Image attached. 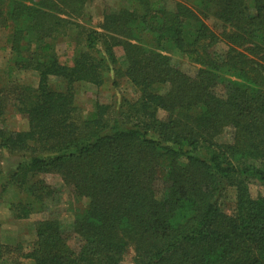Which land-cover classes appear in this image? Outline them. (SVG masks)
Returning <instances> with one entry per match:
<instances>
[{"label": "trees", "instance_id": "1", "mask_svg": "<svg viewBox=\"0 0 264 264\" xmlns=\"http://www.w3.org/2000/svg\"><path fill=\"white\" fill-rule=\"evenodd\" d=\"M28 1L0 0L13 67L38 73L35 86L0 88V122L8 108L27 120L26 129L0 126V154L20 157L0 169V192L16 190L7 203L15 219L43 213L58 193L42 177L52 174L88 204L69 231L56 216L35 220L27 250L0 243V264L12 251L33 264H122L129 250L135 264H264V193L249 187H264V0H177L173 10L122 2L81 48L70 35V62L55 41L91 0ZM171 50L194 74L171 64ZM109 76L112 85L125 77L137 98L123 97L116 112L97 101L80 117L74 85ZM225 128L231 141L219 143ZM227 186L231 213L217 201Z\"/></svg>", "mask_w": 264, "mask_h": 264}, {"label": "rangeland", "instance_id": "2", "mask_svg": "<svg viewBox=\"0 0 264 264\" xmlns=\"http://www.w3.org/2000/svg\"><path fill=\"white\" fill-rule=\"evenodd\" d=\"M167 9H174L177 0H160ZM184 1L187 5H191L190 1ZM30 2L27 0V3ZM122 2L130 4L129 0H91L85 7H83L80 15L76 17L67 16L71 23L67 24V28L63 35L58 36L55 41V50L60 60L71 61L73 45L67 43V39L74 33L79 37L76 44L77 49L82 47V40L89 28L99 29L102 22L103 13L105 11L118 9ZM7 2L3 3L2 10L6 9ZM206 23L211 26L212 20H206ZM13 24L11 20L7 27H0V88H8L11 85L23 82L35 86L38 82V73L34 70H17L13 67V53L11 51V33ZM226 45L218 43L215 45L216 50H223ZM117 56L121 57L122 51L116 48ZM171 64L174 67L192 75L194 74L197 65L191 63L177 50L167 51ZM120 63V62H119ZM51 86L56 88L62 87V82L50 81ZM138 96V91L133 87L125 77H119L117 84L112 85V77L109 76L102 86H95L94 84L76 83L74 85V99L77 106V114L80 117H86L94 110L95 103L101 102L105 104H113L112 111L116 112V107L119 106L123 97L135 100ZM159 117L164 118L166 113L159 111ZM0 126H5L10 130H21L27 128L26 118L15 112L13 109L8 108L4 115V120L0 122ZM232 129L225 128V130L215 137L219 143L231 141ZM20 160L18 155L9 156L7 153L0 154V169L4 173H8L14 168V165ZM42 177L47 183L53 185L57 194L53 200L48 202V208L43 213H33L25 219H15L7 203L13 200L16 190L10 188L7 192H0V243L5 246L14 247L20 244L24 250L29 248V243L35 238L33 231L34 221L41 218H46L49 215L56 216L69 231L74 220V216L78 211L86 208L88 201L85 198H77L72 189L65 185L59 176L52 174H44ZM158 192L157 195L161 196L164 192V183L162 178L157 180ZM251 192L254 196L264 193V187L257 182L253 181L249 185ZM219 206L223 211L231 213L235 206V189L232 186H227L221 191L217 197ZM69 243L74 244L73 240ZM13 251L9 255H5L1 264H33L31 260L26 258H19ZM122 264H135L133 261L132 251L129 250L125 260Z\"/></svg>", "mask_w": 264, "mask_h": 264}]
</instances>
